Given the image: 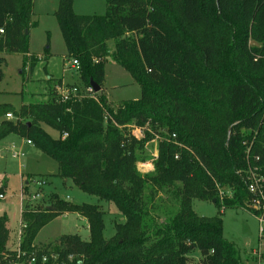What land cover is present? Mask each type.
I'll return each mask as SVG.
<instances>
[{
	"label": "trees",
	"instance_id": "1",
	"mask_svg": "<svg viewBox=\"0 0 264 264\" xmlns=\"http://www.w3.org/2000/svg\"><path fill=\"white\" fill-rule=\"evenodd\" d=\"M33 5L0 0V54H21L31 68L40 61L30 54ZM55 18L83 90L62 102L58 81L45 103L19 110L1 104L0 141L10 135L30 141L58 164L62 180L114 205L125 222L106 240L99 206L52 194L45 206L23 207L17 251L7 248L8 217L0 216V264H241L221 215L226 209L264 215V199L248 191L254 170L264 192V0H106L101 16L77 15L73 0H58ZM109 58L139 85L140 99L111 106L102 92ZM4 65L2 57L0 82ZM133 128L142 130L141 139ZM155 138L157 158L142 175L137 164ZM27 177L25 196L34 176ZM150 187L179 200L160 223L145 205ZM195 200L221 214L198 216ZM65 214L87 220L89 241L63 235L36 246L41 229Z\"/></svg>",
	"mask_w": 264,
	"mask_h": 264
},
{
	"label": "rangeland",
	"instance_id": "2",
	"mask_svg": "<svg viewBox=\"0 0 264 264\" xmlns=\"http://www.w3.org/2000/svg\"><path fill=\"white\" fill-rule=\"evenodd\" d=\"M57 9L58 0H34L33 21L36 26L30 30V52L39 56L40 60L35 67L31 68L21 54H0V58L6 61V65L1 67L3 79L0 82V105L9 104L19 110L23 105L45 103L49 89L56 86L58 81L67 84L65 89L77 87L78 91L83 90L78 66H73V59L66 56L65 43L55 18ZM73 11L77 15L101 16L106 11V0H73ZM48 47L49 56L45 58L44 52ZM109 47L113 48V42L109 43ZM103 89L113 108H117L123 101L138 100L141 97L139 85L110 58L105 66ZM57 92L59 94L58 89ZM43 128L53 138L58 137L54 130L47 126ZM133 131L136 132V128ZM134 134L138 139L143 137L142 133ZM157 140L155 138L145 145L142 153L145 160L137 164L142 175L153 169L152 163L157 158ZM27 141L16 135L0 141V188L4 190V198L0 199V216L7 213L10 218V249L19 248L17 244L23 231L22 221L20 223L21 207L23 210L26 204L45 206L48 196L52 194L73 204L99 206L105 213L103 238L111 239L115 234V225L125 222L123 215L114 205L80 191L71 180H62L58 176V164L33 144L27 145ZM16 152L23 155H15ZM28 175L34 176L30 182L35 183H29L25 196L23 189L25 180L29 179ZM21 176L24 178L23 185ZM144 198L150 220L152 218L156 223L164 221L178 209L179 200L168 189L147 188ZM192 208L200 217L211 218L221 214V210L211 202L195 200ZM221 217L223 235L237 247L241 264H264V237H260L259 218L235 209H226ZM63 235H80L82 240L89 241L87 220L77 214L62 215L42 228L34 243L41 247L55 242ZM193 257L199 258V253L196 252Z\"/></svg>",
	"mask_w": 264,
	"mask_h": 264
},
{
	"label": "built area",
	"instance_id": "3",
	"mask_svg": "<svg viewBox=\"0 0 264 264\" xmlns=\"http://www.w3.org/2000/svg\"><path fill=\"white\" fill-rule=\"evenodd\" d=\"M2 32L3 31H1V33ZM73 66H75V67L78 66V62L76 60H73ZM58 90H59V96H60L62 102L68 101L72 96H74L78 92V89L76 87H72V88H68V89H65L64 87H60ZM88 90L90 92L92 91L91 88L88 89ZM6 118L7 119H12L13 115L12 114H7ZM133 132L134 133H136V132L142 133V130L136 128V132L135 131H133ZM134 135L136 136V134H134ZM64 137H66V135H64ZM27 143L29 145H32V143L30 141H27ZM13 149H15V148L13 147ZM16 153H15V155H23V153H21V152L20 153L16 152ZM261 182H262V180L259 179L256 176L255 171L252 170L250 172V177L248 178V191L251 194L255 195L256 197H259L258 199H264V192H263V189H262V186H261ZM33 183H35V182H33ZM39 196H41V195H37L36 197H39ZM251 208L253 210L259 209L260 208V200L255 202L251 206ZM258 221H259L260 237L263 239V237H264V215L259 217Z\"/></svg>",
	"mask_w": 264,
	"mask_h": 264
},
{
	"label": "crops",
	"instance_id": "4",
	"mask_svg": "<svg viewBox=\"0 0 264 264\" xmlns=\"http://www.w3.org/2000/svg\"><path fill=\"white\" fill-rule=\"evenodd\" d=\"M30 54H32L31 52H30ZM34 55V54H33ZM39 57V56H38ZM51 78V77H50ZM49 78V79H50ZM67 84L66 83H64V81H62V83H61V87H64V86H66ZM60 87H57V89H59ZM102 92H103V94H104V89L102 88ZM105 95V94H104ZM106 96V95H105ZM107 98V97H106ZM107 100H108V98H107ZM108 102H109V100H108ZM27 145H29L28 143H27ZM22 178V185H23V176H21ZM22 185H21V189H22ZM20 213H22V207H21V212ZM3 215H6L7 217H8V215H7V213H4ZM20 223H21V214H20ZM9 224H10V218L8 217V223H7V228L9 229V232H10V227H9ZM10 236V235H9ZM21 237V236H20ZM20 237H19V243H20ZM8 243H9V241H8ZM8 243H7V248L8 249H10V247L8 246ZM19 243L17 244V245H19ZM35 244V243H34ZM36 245V244H35ZM10 250H13V251H17L18 250V247H17V249H10Z\"/></svg>",
	"mask_w": 264,
	"mask_h": 264
},
{
	"label": "water",
	"instance_id": "5",
	"mask_svg": "<svg viewBox=\"0 0 264 264\" xmlns=\"http://www.w3.org/2000/svg\"><path fill=\"white\" fill-rule=\"evenodd\" d=\"M91 85L93 87L94 93H99L101 91V88L98 87L94 82L91 81ZM4 198V190L3 188H0V199Z\"/></svg>",
	"mask_w": 264,
	"mask_h": 264
}]
</instances>
